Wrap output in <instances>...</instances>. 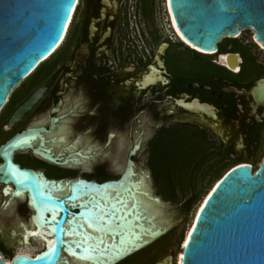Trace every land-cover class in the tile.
<instances>
[{"label":"water","instance_id":"1","mask_svg":"<svg viewBox=\"0 0 264 264\" xmlns=\"http://www.w3.org/2000/svg\"><path fill=\"white\" fill-rule=\"evenodd\" d=\"M77 1L0 0V111L9 95L61 42ZM166 4L177 34L200 52L215 54L222 40H234L241 31L250 30L254 42L264 49V0H166ZM164 48L165 45L160 46L157 54H162ZM44 93L45 90L35 92L19 107L9 126L21 121ZM252 95L256 103L264 101V78L255 83ZM41 131L15 135L0 147V186L4 187L5 197L6 187L12 189L4 207L20 193L26 197V205L32 212L29 230L20 226L19 244H29L25 234L33 229L32 221L38 211L53 209L56 219L50 221V214L46 213L40 222L45 230L51 228L55 246L48 249L45 239L34 237L44 244L39 254L30 258L16 254L10 264H66L63 256L70 257L67 251L75 258L87 251L91 254V260L85 259L87 264H118L167 234L168 224L157 226L154 215L137 203L136 197L143 196L154 202L164 216L165 206L160 198L152 196L149 187L150 172L141 170L132 161L143 138L136 139L135 146L127 153L117 180L97 183L80 177L47 179L42 172L14 163V154L20 151H30L56 167L74 168L80 165L77 159L94 161L95 155L82 151L67 155L53 153L46 147ZM36 140L39 145L34 147ZM71 155L75 158H70ZM141 178L148 193L143 191ZM64 189L63 195L52 194ZM105 191L111 193L110 198ZM126 199L131 202L124 209ZM81 222L90 227L83 228ZM77 231L81 232V245L67 244L65 233ZM105 237L109 238L108 242ZM87 238L90 242L86 244ZM172 263L173 258L165 256L156 264ZM0 264L7 263L0 257ZM180 264H264V158L255 171L251 165L241 164L215 183L181 246Z\"/></svg>","mask_w":264,"mask_h":264},{"label":"flooded vegetation","instance_id":"2","mask_svg":"<svg viewBox=\"0 0 264 264\" xmlns=\"http://www.w3.org/2000/svg\"><path fill=\"white\" fill-rule=\"evenodd\" d=\"M131 3L136 25L147 28L145 34L141 30L143 38L151 42L164 39L141 56L122 52V27L130 21ZM157 21L168 26L170 34L159 29ZM170 21L166 0H80L62 50L36 78L23 81L1 109L3 144L23 132L43 130L40 135L50 148L48 141L64 134L66 144L57 153L75 144L73 152L95 155L90 166L109 160L112 167L122 170L125 165L115 156L124 150L128 153L136 139H144L137 153L144 149L146 155L158 132L166 129L163 135L168 136L172 128H179L212 143L223 162L232 163L228 170L249 163L264 148V101L256 103L252 95L255 83L264 78V63L254 51L264 57V49L253 38L247 41L246 31H241L238 40L218 45L217 53L205 56L180 43ZM162 45L163 53L157 54ZM222 55L238 57L237 71L219 64ZM40 90L45 93L37 105L10 127L15 111ZM126 126L127 137L133 139L129 147L123 133ZM38 145L36 140L34 147ZM22 152L36 163H16V155ZM13 160L21 168L42 172L47 179H60L47 176L45 166L50 164L30 151L15 153ZM39 165L43 168L37 169ZM56 168L65 174L75 169ZM95 172V179H84L110 181L104 167Z\"/></svg>","mask_w":264,"mask_h":264},{"label":"rangeland","instance_id":"3","mask_svg":"<svg viewBox=\"0 0 264 264\" xmlns=\"http://www.w3.org/2000/svg\"><path fill=\"white\" fill-rule=\"evenodd\" d=\"M135 15H136L135 14V7H134V4L131 3L129 8H128V18L130 19V21H129L127 27H122V33L124 35V37L122 38V41H121L122 48H123L122 52L124 54H126V53L133 54L134 53V55L137 53V54H139V56H141L142 54H145L146 50H150V49L155 50L157 48L158 44L163 42L164 39H159L155 42H151L150 40L145 39V35L143 38L141 30L143 29L144 34H145L147 28L136 25V22H135L136 16ZM73 23L71 24V27L69 29V33H70V30L73 26ZM157 27L159 29H164V32H166L167 34H170V30L168 29V26H166L164 24L161 26L159 21H157ZM69 33H68V35H69ZM68 35H67V38H68ZM252 36H253V34L251 31H246L247 41H249L250 38H252ZM67 38H66V40H67ZM163 38H165V34L163 35ZM238 39H239V37L236 40H238ZM66 40H65V42H66ZM225 40H222L221 43L219 44V46L224 47L227 43ZM65 42L63 43V45L65 44ZM174 42L177 44L176 41H174ZM63 45L61 46V48L63 47ZM254 53L256 54L258 61L261 63H264L263 55L258 54L255 51H254ZM54 56L51 59H49L48 62H50L54 58ZM129 60L130 61L133 60V57L130 56ZM130 61L127 63H130ZM127 95L129 96V90H128ZM5 112H6V110H4L2 116L5 114ZM45 112L46 111H44L43 113H45ZM43 113H41V114H43ZM123 133L126 137V140L128 141L127 147H129L131 142L133 141V139L127 137L128 126H126L124 128ZM68 140H71V138H69ZM99 143H103V140H99ZM1 144H3V138L2 137H0V145ZM25 155H27L26 152L18 153L16 155V159H15L16 163H18L22 166H32L34 163H36L34 160H32L31 158H29ZM119 156H115V157L118 158L119 160H121V162L125 165L126 158H127V150H124V152L119 154ZM263 158H264V148L260 151V153L257 154V156L254 159H251L250 161H248L249 164L251 165L253 171H255L258 168V166L261 163V161L263 160ZM134 161L136 164L140 165L139 168L141 170H143V171L148 170L149 171L147 163H146V155H145L144 149L136 154V156L134 157ZM0 164H1V161H0ZM231 165H232V163H230V164L228 163L226 169L221 173V176H223L228 171V169L231 167ZM98 167H104L107 178L110 180H116L119 177V175L121 174V170H119V168L116 166L112 167L111 161H109V160H103L102 162H97L93 165V167L88 166L87 167L88 171L82 170L80 168H75V169H73V172L71 174H65L64 172H62L61 170L57 169L56 167H54L52 165L45 166L47 176H54V177H58L60 179L61 178H63V179H76V178L80 177L81 179L86 178V179H91V180L95 179L94 178V176L96 174L95 170ZM42 168H43V166L39 165V167L37 169H42ZM63 174H65V175L62 176ZM58 178H56V179H58ZM215 183L216 182H212L208 185L205 184V186L201 190V193L199 194L197 202L195 204H193L190 208H187V207L180 208V206L171 205V204L163 201L157 195V193L153 187V183L151 181L149 187L151 189L152 196L160 198L163 206H165L163 221L166 224H168L169 231L167 232V234H170V240H169V242L165 248V255L161 254V255L157 256V258L155 259V262L153 264H156L165 256H171L173 258L172 264H176V262H174V261H176V257L181 252V246H182L181 243H182L184 236H185V234H186V232H187V230L191 224V221L193 219L195 211H196L197 207L199 206L200 202L202 201V199L204 198V196L209 192V190L211 189V187ZM1 189H2V186H0V244L5 249L6 255L4 256L3 254L0 253V257L4 261H9L13 258L14 255L19 254V253H28V254L33 256L35 253H38L39 251L42 250V248H43L42 244L35 241L34 239H30L29 244H27V245H20L19 244L21 242L20 237L22 235L20 226L24 225V227L27 230H29L30 220L32 218V212L28 209L26 203L24 201H21L17 205L15 213L13 215L6 214V212L4 211L5 207L3 206L2 202H6L8 200V197H5L1 194L2 193ZM154 242H152L149 246H151ZM160 242H162V241H159L158 243L153 245L151 248H148L149 246L145 247L144 249H146V248H148V249H146V250L142 249L143 251L142 250H141V252L139 251L138 253H136V255L134 257H132L128 261H131V260L145 254L146 252L154 250L155 248L158 247L159 244H161Z\"/></svg>","mask_w":264,"mask_h":264},{"label":"trees","instance_id":"4","mask_svg":"<svg viewBox=\"0 0 264 264\" xmlns=\"http://www.w3.org/2000/svg\"><path fill=\"white\" fill-rule=\"evenodd\" d=\"M225 41L233 40L226 39ZM60 49L61 47L57 51ZM49 59L40 64L25 81L36 78L44 68H47L52 61L48 62ZM164 131L166 129H162L151 140L149 151L146 154V163L153 187L163 201L180 206V208H190L197 202L205 184L217 182L222 177L221 173L226 169L227 164L223 162L221 154L216 151L214 145L200 134L190 131L185 133L179 128H172L171 134L164 136ZM169 240L170 234H166L148 247L151 248L162 241L154 250L128 261L136 255L134 254L118 264H153L157 256L165 255ZM0 253L6 255L1 244Z\"/></svg>","mask_w":264,"mask_h":264},{"label":"bare ground","instance_id":"5","mask_svg":"<svg viewBox=\"0 0 264 264\" xmlns=\"http://www.w3.org/2000/svg\"><path fill=\"white\" fill-rule=\"evenodd\" d=\"M79 2L80 0H78L77 2V5L75 7V10H73L72 14H71V17L69 19V22L67 24V28L65 30V33L63 35V38L61 40V42L58 44V46L55 48V50L53 51V53L47 57L45 60H43L42 62L46 61L47 59H49L52 55H54L57 50L62 46V44L64 43L66 37H67V34H68V31L70 29V26L73 22V19L74 18V15H75V12H76V9L78 8L79 6ZM170 29L172 32H174V36H177V40L179 42H183L184 44H186L187 46H189L187 43H185L181 38L180 36L177 34L176 30L174 29L173 27V24H172V21H170ZM251 31V30H250ZM191 49L197 51L198 53H201V54H205V55H211V54H214V53H203V52H200L198 51L197 49L189 46ZM218 62L220 65L224 66V67H227L228 69H230L231 71H237V63H238V57L237 56H234V55H222L219 57L218 59ZM37 68V67H36ZM36 70V69H35ZM34 72V71H33ZM32 72V73H33ZM31 73V74H32ZM30 74V75H31ZM29 75V76H30ZM66 137L64 134H60L58 136H55L53 138H51L48 143L49 144H52V146L50 147L51 151L53 153H56L58 151L59 148H62L65 144H66ZM75 144H73L71 147L69 148H63L60 153L61 154H64L66 155V151H68L69 153H73V151L71 150L72 147H74ZM70 158H75V156L71 155ZM95 160V159H94ZM77 161L80 163V165H77V166H73L75 168H83V169H86L88 166H90L91 164H93L91 161H85V160H79L77 159ZM74 162V161H73ZM215 185V184H214ZM214 185L211 187V189L209 190V192L204 196V198L211 192L212 188L214 187ZM141 186L143 187V191L144 192H147L148 193V187L146 186V182L144 179L141 178ZM1 190H4V187L2 186V189ZM11 187L8 186L6 187L5 189V192H6V197L9 196L8 193H10L11 191ZM66 192V189H64L62 192H55V191H52V194H55L57 196H60V195H63L64 193ZM105 193H108L107 197L110 198L111 197V193L110 192H107L105 191ZM149 195V194H148ZM204 198L202 199V201L200 202L199 206L197 207L196 211H195V214L193 216V219L191 221V224L184 236V239L182 241V246H184L187 238H188V234H189V230L191 229L193 223H194V218H195V215L198 211V209L200 208ZM137 199V203L138 204H141L142 205V208H144L145 210H147L148 212L152 213L154 215V220H155V224L157 226H165V222L163 221V212L157 207V205L154 203V202H151L150 200H147L145 199L143 196H139V197H136ZM21 201H24L25 203H27V200H26V197L23 196V195H16V197H13L11 199V203L6 206L4 208V211L6 212V214H10V215H13L15 213V210H16V207L17 205L19 204V202ZM130 202L131 200L130 199H126L125 201V206H124V209H126L129 205H130ZM108 203V202H107ZM30 204V203H29ZM46 213H49L50 214V221H54L56 219V216H57V213L55 210L53 209H45L43 210L42 212H39L37 213L36 217L33 218V223H32V227L33 229L30 230V231H27V233L25 234V238L27 240V242H29L30 239H34V237H39V238H42V239H45L46 240V245L48 246V249H51V244L49 243L51 240V228H49V230H45L44 227L42 224H41V220H44L45 219V214ZM34 216V214H33ZM83 228L87 229L88 227H90L89 225L85 224L84 222H81ZM32 232H35V233H32ZM72 233V234H71ZM33 235V236H32ZM65 237H66V240H67V244H71V245H81V241H82V237H81V232H66L65 233ZM50 237V238H48ZM93 237H95V234L93 233ZM101 239H104V238H101ZM105 241H109V238L108 237H105L104 239ZM90 242V239L87 238L86 240V244ZM40 244H42V242H39ZM44 245V244H43ZM39 254L38 253H35L33 256L28 254V253H19V255H23V256H26V257H35ZM67 254L70 256V257H64V259L66 260V264H87V261L85 259H88V260H91V254L88 253L87 251L86 252H82L80 255L77 256V258L75 257H71L72 254L67 251ZM180 257H181V252L179 253V255L176 257V264H180ZM71 260V261H70ZM7 264H10L11 260L9 261H5Z\"/></svg>","mask_w":264,"mask_h":264},{"label":"snow or ice","instance_id":"6","mask_svg":"<svg viewBox=\"0 0 264 264\" xmlns=\"http://www.w3.org/2000/svg\"><path fill=\"white\" fill-rule=\"evenodd\" d=\"M13 175H15L14 173H13ZM17 195H20V193H17ZM47 223V222H46ZM51 245H52V247L54 248V246H55V244H54V241H50L49 242ZM37 259H39V257H37Z\"/></svg>","mask_w":264,"mask_h":264}]
</instances>
